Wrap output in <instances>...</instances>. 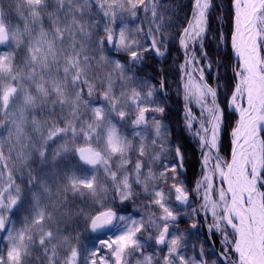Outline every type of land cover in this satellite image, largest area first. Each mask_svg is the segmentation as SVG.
Instances as JSON below:
<instances>
[{
	"label": "snow or ice",
	"instance_id": "6c2138e0",
	"mask_svg": "<svg viewBox=\"0 0 264 264\" xmlns=\"http://www.w3.org/2000/svg\"><path fill=\"white\" fill-rule=\"evenodd\" d=\"M229 2L237 63L223 107L220 85L205 77L214 58L204 41L224 39L211 34L213 0H193L191 19L176 38L185 55V127L191 131L197 122L192 134L202 153L201 178L189 188L181 178L185 153L169 141L163 121L164 81L151 85L136 72L144 53L166 54L167 5L10 0L5 7L0 0V264H133L134 256L135 264H264V0ZM139 12L147 29L139 26ZM112 52L124 59H111ZM229 110L238 118L224 158ZM70 154L92 171L65 163ZM80 197L87 199L78 204ZM134 197L146 210L138 218L109 206ZM182 216L191 221L188 232L178 228ZM81 221L92 233L119 221L121 231L88 248L80 244ZM217 234L222 251L209 254L203 242L211 250Z\"/></svg>",
	"mask_w": 264,
	"mask_h": 264
},
{
	"label": "rangeland",
	"instance_id": "374dc122",
	"mask_svg": "<svg viewBox=\"0 0 264 264\" xmlns=\"http://www.w3.org/2000/svg\"><path fill=\"white\" fill-rule=\"evenodd\" d=\"M166 2L167 1L162 0L163 4H165ZM9 3H10V0H4L5 7H7ZM217 4L219 5V7H216ZM213 8H214V11L210 14V21H209L212 37H215L217 32H220V33H222L224 39L222 41H218L214 38L205 39V41H204L205 47L207 48L209 55L214 58L213 73L210 74L209 72L205 71V77H206L209 84H211L213 86H215L217 84L220 85V88L222 89V91L220 92L219 97H220L221 106L223 107V105L225 103V97L229 94V92L232 88V85L234 83L233 72H232V64H233L232 52H231L230 39H229L230 34L232 32V20H231L232 12H231L229 0H213ZM166 9H167L166 12L168 13V17H171L168 9L172 10V8L167 6ZM175 10H176V14L178 15L179 10L178 9H175ZM118 21H119V19H118ZM165 21L166 22L168 21V23L171 24V27L168 29V31H170L171 28L173 27V25L170 22V19L169 20L165 19ZM175 21H176V23H175L176 29L181 32V29L183 27L180 26V24H178L177 19ZM148 27H149V25H148ZM133 34L137 35L140 38L142 44L145 43V41L143 40V33H136L135 34L133 32ZM179 45H178V50H179ZM180 48H181V46H180ZM180 54H181L182 60H180V62H179L180 64L177 67L178 71L180 72V82H181V87L179 86V91H182V100H183L184 105H185L184 90H183L185 78H184L183 71L181 68V66L184 65V62H185V55H184V52L182 49L180 50ZM197 54H199L198 49H197ZM174 58L175 57H174V54L172 52L170 58L168 59V64H170V62L172 63ZM218 65H222V67L218 68ZM217 74L219 76L218 80L215 78ZM163 97H164V95H163ZM154 99H155V101H157L158 98L156 99V97L154 96ZM188 106L191 108L192 114L194 116L199 117V115H200L199 106L195 105L194 101L189 102ZM185 113H186V108L184 106V112L182 114L181 125H182L184 133L187 135V138H188L187 140L193 144V146L195 147V149L198 153L199 167H198V172H197V177H196V180L198 181L201 178V174H202V168H201L202 153L199 150L200 144H199L198 138L194 137L192 134L194 131L197 130V122L196 121L193 122V128L191 131H189L185 127V125H186ZM147 115L151 116V115H153V113H148ZM155 115L159 116V114H155ZM235 121H236V116L233 113H231L229 110V112L226 113V125L221 131L220 155L224 158H227L229 156L230 138H231L230 133L234 127ZM148 135L151 136V128L149 129ZM169 141H171V138H169ZM78 145L83 146V141H79ZM93 146L95 147V145H93ZM68 157L76 158L77 156L74 154H70ZM32 166L35 167L34 164ZM72 167L75 168L78 172L79 171H87V172L92 171V170H85V169H82L80 167L79 168H77L75 166H72ZM129 167H131V165H129ZM19 168H20V165L17 164V169H19ZM21 174L22 173L20 171L14 170V175H16L17 177H19ZM98 175H102V169L100 170ZM17 183L18 184L20 183L19 179H17ZM21 187H23V184H21ZM110 199H111L110 196L107 197L105 200V203H108L110 201ZM194 202H197V205H195V206L199 207L200 201L197 199ZM190 203H193L192 196H190ZM129 205H132L131 210L133 209L136 213H139V215L146 211L145 208L143 207V201L141 200L140 197H134L132 201H129ZM97 207H91L92 209H91L90 213L91 212L94 213L97 210ZM182 217H185V216H182ZM120 225L121 224H119V226ZM117 228H118V225L116 224V230H117ZM204 230L206 231L205 227H204ZM202 231H203V229H202ZM85 233H86V231L83 233L84 235L83 234L80 235V244L82 246H86L88 248H91L93 246H98L97 242L92 240L90 237V235H96V234L90 233L89 235H87ZM229 238H231V237H229ZM211 239H212V241L214 239V241H216L218 243V246L214 247L215 249L213 250V252L220 253L222 251V248H223L222 237L220 236V234H217L215 236H212ZM136 258L137 257H135V256L131 258L133 261V264H135Z\"/></svg>",
	"mask_w": 264,
	"mask_h": 264
},
{
	"label": "trees",
	"instance_id": "16d2710c",
	"mask_svg": "<svg viewBox=\"0 0 264 264\" xmlns=\"http://www.w3.org/2000/svg\"><path fill=\"white\" fill-rule=\"evenodd\" d=\"M167 1L165 5L172 8V11L170 12L171 17H168V13L166 12L167 9L165 8V19L169 20L172 23L173 27L170 31H167L166 34L162 36V39L166 42V54L163 57L156 56L153 52H146L144 53V59L141 62V64L138 66L140 70L144 72V76H141L142 79H147L149 81V84L151 85H157L159 86L161 81H164V86L162 89L164 97L168 96L169 100H165L166 102H171L174 104L177 113H174V120L171 122L173 126L168 127L169 128V138H171V141H175L179 146H181L182 151L185 153V160H184V166H185V174L181 178L185 181V184L189 188H194L195 181L197 177L198 172V153L193 146V144L188 141L186 134L183 131L181 120H180V113L182 111V101L180 97V91H179V79H178V73L176 71V66L180 57V52L178 50V40L176 39L178 36H180V31H178L175 27L176 19L178 24L180 26L184 27L189 19L190 13H191V7L193 4V0H165ZM162 2V0H161ZM178 9V15L176 14V10ZM137 20H139V26L141 28L147 29L148 27V21L145 18L144 13L139 12ZM137 20H133L132 18L128 19V24L130 29L136 34L135 27L137 24ZM168 23V21L166 22ZM162 51H165V49H162ZM174 54V60L170 64H168V59L170 58L171 54ZM111 55L117 56L118 58L123 56L122 53H118L115 55V53H111ZM168 81H171L170 85H166ZM175 82H178V91H176L174 84ZM159 99H161V90L157 91ZM163 97V98H164ZM171 100V101H170ZM181 135V136H180ZM191 155V156H190ZM167 190V186H164ZM195 205H197V202H194ZM113 207L116 208L117 211H119V214L122 215H130V208H129V201H125L123 203H120L119 201L112 202ZM121 210V211H120ZM190 223L189 220H183L180 219L178 223V228L182 231L188 232L190 230ZM84 225V222L81 221L79 227L82 228ZM198 230L203 233L205 232L204 227H202L200 224L197 225ZM203 229V231H202ZM81 231V229H80ZM171 231V230H170ZM191 242L194 244H197L199 246L198 239L193 236L190 238ZM216 246H218V243L216 241H213ZM204 247L206 251H209L207 242L204 241ZM190 251V250H189ZM209 254L211 252L209 251Z\"/></svg>",
	"mask_w": 264,
	"mask_h": 264
},
{
	"label": "bare ground",
	"instance_id": "6f19581e",
	"mask_svg": "<svg viewBox=\"0 0 264 264\" xmlns=\"http://www.w3.org/2000/svg\"><path fill=\"white\" fill-rule=\"evenodd\" d=\"M231 52H232V55L234 56V52H233V50L231 49ZM118 53H115V55H117ZM111 59H121V60H123L124 59V56H121V57H117V56H114V55H112L111 56ZM237 63V60H236V57H235V59H234V62H233V64H232V68L234 67V65ZM140 68V67H139ZM138 67H137V69H136V72H137V75L139 76V77H141V76H144V72L142 71V70H140ZM171 84V81H168L167 83H166V85L168 86V85H170ZM175 85H176V87H175V89H176V91H178V82H175L174 83ZM163 100H164V103L162 104V106H164L165 107V114H164V117H163V121L168 125V127H171V126H173V124H171V122L174 120V116H173V114L174 113H177V110H176V108H175V106H174V104H172V101L171 102H166L165 100H169V98H168V96H166V97H164L163 98ZM157 103H160L161 102V99H159L158 101H156ZM231 112V111H230ZM182 112L180 113V120L182 121ZM235 116H236V119L238 118V114H235V113H233ZM173 119V120H172ZM231 139V138H230ZM171 175V173H169V176ZM89 203H91L90 201H89ZM91 209L92 208H89L88 209V211L90 212L91 211ZM92 213V212H91ZM182 219L183 220H188L189 221V219H188V217H182ZM230 231V230H229ZM110 238H112V237H110ZM199 241V243H201V240H198ZM213 241H214V239H213ZM214 247H217L215 244H213V248L210 250V252L212 253L213 252V250L215 249ZM213 259H215V256L213 257ZM226 264V263H225Z\"/></svg>",
	"mask_w": 264,
	"mask_h": 264
},
{
	"label": "water",
	"instance_id": "95a60500",
	"mask_svg": "<svg viewBox=\"0 0 264 264\" xmlns=\"http://www.w3.org/2000/svg\"><path fill=\"white\" fill-rule=\"evenodd\" d=\"M112 226H108L105 230H103V231H106V230H108L109 228H111Z\"/></svg>",
	"mask_w": 264,
	"mask_h": 264
}]
</instances>
